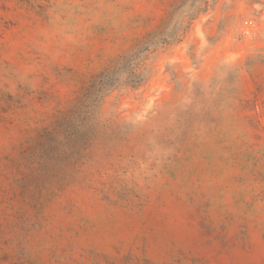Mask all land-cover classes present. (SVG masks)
Wrapping results in <instances>:
<instances>
[{"label": "rangeland", "instance_id": "374dc122", "mask_svg": "<svg viewBox=\"0 0 264 264\" xmlns=\"http://www.w3.org/2000/svg\"><path fill=\"white\" fill-rule=\"evenodd\" d=\"M157 3L158 20L130 0H0V264H264V130L246 115L241 140L230 115L234 101L252 110L261 80L251 99L219 73L200 93L211 97L201 131L229 145L226 176L193 186L174 162L147 196L95 186L94 170L125 148L103 102L129 71L117 50L131 43L135 55L140 33L166 44L211 6ZM247 67L259 76L264 56Z\"/></svg>", "mask_w": 264, "mask_h": 264}, {"label": "clouds", "instance_id": "9594fccd", "mask_svg": "<svg viewBox=\"0 0 264 264\" xmlns=\"http://www.w3.org/2000/svg\"><path fill=\"white\" fill-rule=\"evenodd\" d=\"M215 0L193 15L187 27L166 44L154 45L146 34L142 48L124 45L116 55H128L129 71L105 93L109 124L124 140L125 148L110 164L94 170L95 186L113 195L133 190L147 196L165 183V169L178 163L187 170L193 186L202 176L227 175L234 161L227 158L229 145L216 139L213 129L202 128L208 82L219 74L234 77L240 94L251 99L254 80L264 82L247 67L249 57L264 56V0ZM151 10L158 20L163 6L157 0H130L129 11ZM227 17L223 26L220 19ZM213 20L209 25L207 22ZM144 49H147L145 51ZM220 85H217L219 91ZM231 120L241 140L248 139L244 117L254 116L264 130V93L258 94L251 111H242L234 101ZM264 145V131L260 132ZM235 139V138H234ZM264 163V161H262ZM84 207H99L86 200ZM264 256V244L259 248Z\"/></svg>", "mask_w": 264, "mask_h": 264}]
</instances>
